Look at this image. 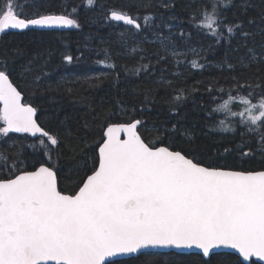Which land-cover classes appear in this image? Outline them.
Returning a JSON list of instances; mask_svg holds the SVG:
<instances>
[{
	"label": "snow or ice",
	"instance_id": "snow-or-ice-1",
	"mask_svg": "<svg viewBox=\"0 0 264 264\" xmlns=\"http://www.w3.org/2000/svg\"><path fill=\"white\" fill-rule=\"evenodd\" d=\"M14 2L5 0L0 7V34L30 27H81L78 19L71 18L77 13L74 7L68 14L28 16L16 11ZM94 3L87 0L88 6ZM140 6L150 5H129V12L112 10L106 17L123 22L130 33H120L121 46H126L129 39L137 46L158 44L164 54L152 53L157 63L166 61L169 52L173 57L180 55L174 50L172 25L150 24L155 19L153 13L132 14L131 9ZM16 7H20L18 2ZM236 7L246 16V0L239 5L235 0H209L199 14L190 16V20H200L193 25L196 34L214 37L217 45L223 40L229 47L240 38L246 46L254 34L245 30L244 20L229 21L225 15L227 9ZM254 23V18L247 19L248 25ZM163 29L168 30V36ZM191 35L189 32V38ZM180 38H184L183 31ZM189 50L199 54L196 48ZM248 51L252 62H264L254 49ZM62 59L71 63L78 57L64 54ZM109 59L105 49L104 60L99 63L117 69L115 63H107ZM176 63L179 66L180 61ZM191 63L194 68L203 67L196 61ZM227 67L235 70L231 63ZM141 68L147 71L149 65L142 64ZM13 71L7 58L0 59V137H8L9 133L39 134L43 155L48 158H33L29 164L19 153L6 156L0 151V264H150L153 256L161 254L156 251L160 249H197L205 260L230 256L232 253L223 250H234L243 258H237L235 264H244L253 257L264 261V170L205 159L192 146L194 138L179 146L171 134L176 124L171 129L154 127L158 135L145 138L140 132L141 120L106 119L99 138L91 145L84 141L94 154H85L82 170L78 166L64 175V169L52 160L54 152L59 154L62 140L39 122L43 114L40 105L35 100L24 102L22 86H14L10 79ZM29 71L25 68L26 73ZM135 71L139 74L140 69ZM40 78L38 75L36 82ZM236 84L251 91L238 98L229 94L215 109L206 111V118L212 112L227 113L234 119L231 125L220 120V131L236 133L240 129L241 137H252L236 145L237 150L243 149L240 156L264 157V87L259 83ZM256 88L261 91L256 93ZM237 99L243 105L241 111L230 108ZM231 151L224 148L225 153ZM68 180L71 185L63 186Z\"/></svg>",
	"mask_w": 264,
	"mask_h": 264
},
{
	"label": "trees",
	"instance_id": "trees-1",
	"mask_svg": "<svg viewBox=\"0 0 264 264\" xmlns=\"http://www.w3.org/2000/svg\"><path fill=\"white\" fill-rule=\"evenodd\" d=\"M4 2L0 0V7ZM16 2L20 7H16ZM235 2L239 5L242 0ZM246 2L249 5L246 16L240 14L242 9L239 7L227 9L225 15L229 21L244 20L245 30L254 35L247 39L246 46L245 41L237 38L229 47L223 40L217 45L214 37L197 35L193 25L199 24L200 20H190V16L199 14L209 0H95L92 6L87 5V0H15V10L28 16L36 13L68 14L74 7L77 13L71 18L78 19L81 27L10 30L0 34V59L7 58L14 68L10 78L15 85L22 86L25 101L35 100L40 105L43 114L39 122L45 130L58 134L62 140L59 154L54 152L52 160L64 169V175L71 174L78 166L82 170L85 154L88 157L94 154L84 141L93 144L106 119L118 122L139 119L142 121L140 132L145 138L158 135L154 127L171 129L172 124H176V130L171 134L179 146H185L186 141L194 138L192 146L205 159L227 160L240 163L244 169L263 170L264 157H243L240 156L243 149L236 148L241 140L248 141L251 136L241 137L240 129L236 133L219 130L220 120L231 125L234 118L225 112H212L207 118L205 115L206 111H212L228 99L229 94L237 98L249 94L251 89L238 88L236 81L241 86L259 83L264 87V62H252L248 51L254 49L264 57V31H261L264 29L261 20L264 0ZM144 3L150 6L133 8L132 14L137 11L141 16L153 13L155 19L149 21L150 24H171L174 50L180 55L173 57L169 52L166 61L157 63L152 53L164 54L158 44L141 43L140 48L132 53H127L125 46H121L120 33L124 32L126 36L130 33L122 22L110 21L106 17L112 10L129 12V5ZM248 18H254L255 23L248 25ZM181 31L184 32L183 39L180 38ZM189 32L192 33L190 38ZM163 34L168 36V30L163 29ZM130 42L135 43L129 39L126 44ZM192 46H199L203 51L193 53L188 50ZM105 49L110 55L107 63H115L117 69L99 63L104 60ZM64 54L78 59L68 63L62 59ZM141 56L145 59L142 60ZM177 61H180L179 66ZM192 61L203 67H192ZM228 63L235 65L234 71L227 67ZM142 64H148L149 69L144 71ZM245 64L249 66L245 67ZM25 68L30 71L26 73ZM136 69H140L139 74ZM71 74L72 79H65ZM38 75L41 78L36 82ZM260 91V88L255 89L256 93ZM230 108L241 111L243 105L237 99ZM39 140L40 137L9 133L8 137H0V151L6 156L19 153L29 164L34 162L33 158L46 160L48 157L43 155L45 150ZM12 144L15 147L10 148ZM225 147L232 151L225 153ZM91 163L89 159V167ZM71 183V180L65 181L63 186L68 187ZM159 253L151 258L150 264H235L237 258L241 260L233 253L212 256L208 260L199 253ZM251 264L261 263L252 261Z\"/></svg>",
	"mask_w": 264,
	"mask_h": 264
},
{
	"label": "water",
	"instance_id": "water-1",
	"mask_svg": "<svg viewBox=\"0 0 264 264\" xmlns=\"http://www.w3.org/2000/svg\"><path fill=\"white\" fill-rule=\"evenodd\" d=\"M123 23V22H122ZM30 28H38V29H66V28H69V27H53V28H40V27H30ZM11 79V78H10ZM14 86H16L15 84H14ZM19 90V89H18ZM22 95L25 97V95H24V93H22ZM24 102H26L25 100H24ZM1 107H2V105H1ZM136 120H139V119H136ZM16 134H22V133H16ZM22 135H29L30 137H32V138H36V137H39V134H37V136L36 137H33V136H31L30 134H27V133H23ZM264 170V169H263ZM156 251H158V252H169V251H175V252H179V253H199V254H201L200 252H199V250H197V249H188V250H171V249H160V250H156ZM224 252H229V253H233V254H235V255H237L238 256V253H235V251L234 250H223ZM202 255V254H201ZM239 257V256H238ZM241 258V260H243V258L242 257H240ZM252 261H255V262H258V263H261V264H264V261H258V258H256V257H253V258H251L249 261H245V263L246 264H251V262Z\"/></svg>",
	"mask_w": 264,
	"mask_h": 264
},
{
	"label": "rangeland",
	"instance_id": "rangeland-1",
	"mask_svg": "<svg viewBox=\"0 0 264 264\" xmlns=\"http://www.w3.org/2000/svg\"><path fill=\"white\" fill-rule=\"evenodd\" d=\"M136 47H138V48H140V44L137 46V44L136 43H132V42H130L129 44H126V46H125V50H126V52L127 53H132L133 51H132V49L133 48H136ZM191 48H196L197 49V51H199L200 50V47L199 46H192V47H190L189 49H191ZM188 49V50H189ZM187 50V49H186ZM185 50V51H186ZM190 51V50H189ZM74 76H73V74H71V75H68L65 79H72ZM227 125V124H226Z\"/></svg>",
	"mask_w": 264,
	"mask_h": 264
},
{
	"label": "flooded vegetation",
	"instance_id": "flooded-vegetation-1",
	"mask_svg": "<svg viewBox=\"0 0 264 264\" xmlns=\"http://www.w3.org/2000/svg\"><path fill=\"white\" fill-rule=\"evenodd\" d=\"M70 28V27H69ZM14 31H16V30H14Z\"/></svg>",
	"mask_w": 264,
	"mask_h": 264
}]
</instances>
